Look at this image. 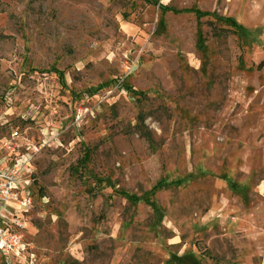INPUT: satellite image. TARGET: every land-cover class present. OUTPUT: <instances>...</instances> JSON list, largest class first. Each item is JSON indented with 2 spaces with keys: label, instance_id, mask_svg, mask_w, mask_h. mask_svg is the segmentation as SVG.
I'll return each instance as SVG.
<instances>
[{
  "label": "rangeland",
  "instance_id": "1",
  "mask_svg": "<svg viewBox=\"0 0 264 264\" xmlns=\"http://www.w3.org/2000/svg\"><path fill=\"white\" fill-rule=\"evenodd\" d=\"M6 156L0 264H264V0H0Z\"/></svg>",
  "mask_w": 264,
  "mask_h": 264
},
{
  "label": "built area",
  "instance_id": "2",
  "mask_svg": "<svg viewBox=\"0 0 264 264\" xmlns=\"http://www.w3.org/2000/svg\"><path fill=\"white\" fill-rule=\"evenodd\" d=\"M19 135L13 130L12 136ZM15 149V148H14ZM30 158L6 156L0 159V250L6 254L20 252V235L17 228L27 226L11 209L24 212L32 207Z\"/></svg>",
  "mask_w": 264,
  "mask_h": 264
}]
</instances>
